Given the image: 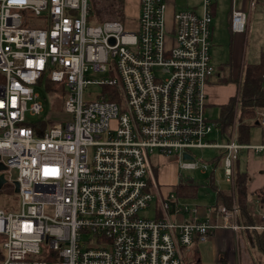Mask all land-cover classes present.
Listing matches in <instances>:
<instances>
[{
	"label": "built area",
	"instance_id": "2783aa9c",
	"mask_svg": "<svg viewBox=\"0 0 264 264\" xmlns=\"http://www.w3.org/2000/svg\"><path fill=\"white\" fill-rule=\"evenodd\" d=\"M122 1L121 20L89 24L88 0H0V190L17 183L19 198L0 197V264H192L195 241L245 228L234 223L235 162L264 155V143L239 141L237 87L227 130L221 114L205 115L207 87L225 82L209 54L212 0L179 11L176 0H135L133 28ZM256 3L232 7L233 33ZM42 75L67 93L61 122L31 120ZM249 120L264 129V112ZM203 149L221 152L232 186V206L217 207L222 226L178 220L196 208L162 194L154 172L164 158L210 174L216 161L192 154Z\"/></svg>",
	"mask_w": 264,
	"mask_h": 264
},
{
	"label": "rangeland",
	"instance_id": "374dc122",
	"mask_svg": "<svg viewBox=\"0 0 264 264\" xmlns=\"http://www.w3.org/2000/svg\"><path fill=\"white\" fill-rule=\"evenodd\" d=\"M127 1L129 4L126 11L128 16L126 27L133 28L132 25L138 15V11L134 6L135 0ZM212 2L214 4V16L211 24V47L209 54L214 72L218 73L220 78H227L229 81L219 86L221 88L220 93L226 95L233 91L234 83H232V79L235 77L238 78L240 75L239 83H242L246 68L249 65L257 64L260 60L261 53L264 52V3L262 0H257L255 7L248 16L244 34L238 35L232 33L229 29L230 10L231 7L241 9V0H233V2L232 0H212ZM88 3L90 7L89 24H95L102 22L103 19L113 18L107 13V3L105 0H88ZM175 6H177L176 11L181 10V7L188 10H199L201 0H176ZM102 13L104 18H101ZM261 85L262 87L264 86L263 81ZM35 91L38 93V100L42 105V112L40 116L32 118V122L42 120L44 117H48L52 121L61 122V118L64 116L63 105L67 97L64 88L62 86L55 88L54 84L52 88L46 91H43L41 88H35ZM219 105L221 104H214L207 107L205 115L208 119H218L220 114ZM262 112H264V106L256 105L255 113ZM243 122L247 125L252 124L249 119H244ZM217 136L213 133L210 138L220 143L222 139L219 134ZM247 143L250 145L264 143V129L254 125L249 127ZM192 154L197 160L204 163H214L216 161L214 171L210 174H201L198 170H183L177 166L178 178L182 183H192L197 186L196 199H191L194 201V204L200 206L214 205L216 195L219 192L228 195L232 189L230 182L226 179L221 160L219 159L221 152L217 149H203L194 150ZM214 158L217 159L215 160ZM151 162H155V157L151 158ZM171 162L179 165L174 160ZM234 169H236L234 170L233 178L234 186L237 187L240 181L244 186V203L242 204V208L237 203V188L235 189L236 197L234 203L237 208L239 207L237 212L238 225L242 223V220H248L257 225V227L264 226V155L255 156L250 151H241L235 162ZM12 174L14 176L15 172ZM209 175H212L211 185H209L208 181ZM258 191L261 192V196L258 195ZM0 197L15 202L19 200L11 184L5 185L0 190ZM178 199V204H181V206H191L189 204L191 202L180 198ZM147 213L151 214L150 211ZM244 230L246 229H239L233 240V251L234 254L236 253L237 261L239 264H264V250L261 251L258 247L252 246L249 240L244 237L246 234ZM190 252L192 254V249ZM201 254H203L205 261H210L209 250L201 247Z\"/></svg>",
	"mask_w": 264,
	"mask_h": 264
},
{
	"label": "trees",
	"instance_id": "16d2710c",
	"mask_svg": "<svg viewBox=\"0 0 264 264\" xmlns=\"http://www.w3.org/2000/svg\"><path fill=\"white\" fill-rule=\"evenodd\" d=\"M107 13L117 20H121L124 6L122 0H105ZM264 73V52L261 53L260 60L257 64L249 65L244 73L242 83L238 82V78L235 77L232 79V83L237 87V93L241 101V113H240V123L239 126V141L247 143L248 142V133L249 127L253 126L252 124L247 125L243 122L244 119H252L255 116V106L263 105L264 106V86L262 87L261 76ZM228 81V80H227ZM229 82V81H228ZM38 85L42 87L43 91H46L54 86V84L49 80L45 75H42L38 81ZM233 106V98L231 97L226 104L219 106V113L221 114V119L223 120V128L227 130L228 121L231 118ZM155 174H157V168L154 169ZM209 185L212 182V175H209L208 178ZM173 193L177 198L183 200H191L196 197L197 186L192 183H182L179 182L173 187ZM258 195L261 196V192L258 191ZM218 205L223 204L226 208H229L232 203L231 193L225 195L219 192L217 195ZM237 203H244V187L239 182L237 186ZM243 226L245 227L244 237L249 240V243L252 246L258 247L261 251L264 250V230H254L247 228L249 226H257L252 224L248 220H244ZM194 258V256H193ZM217 264H228L223 260L222 257L218 258Z\"/></svg>",
	"mask_w": 264,
	"mask_h": 264
},
{
	"label": "crops",
	"instance_id": "0c3cea01",
	"mask_svg": "<svg viewBox=\"0 0 264 264\" xmlns=\"http://www.w3.org/2000/svg\"><path fill=\"white\" fill-rule=\"evenodd\" d=\"M231 10H232V7H231ZM231 10H230V15H231ZM213 16H214V4H213ZM229 29H230V23H229ZM234 34H238V33H234ZM210 40H211V26H210ZM227 80L228 79L226 78L224 80L225 81L224 83L228 82ZM224 83L216 84L214 82V83H211L207 87L208 106H211L214 104H221V105L226 104L228 100L233 96L235 92V87H236L235 84L233 86L234 87L233 91L230 94L227 93L226 95H222V93H220L221 88L219 86H221V84H224ZM171 161L172 160L160 158L158 162L159 167L157 169L158 171L157 172V182H158L159 191L162 194L172 191L173 187L179 182L178 167H177L178 165L173 164V162ZM233 178H234V174H233ZM236 188L237 187H235V189ZM235 192L236 190L234 191V196H235ZM187 201L191 202L189 204L196 208V213L194 214L188 213V214H185L184 216H178V220L183 219L184 221H191V220L209 221L210 223L216 226L223 225L221 214L217 211V207H218L217 197H216L214 205H208V206L196 205L194 204L193 200H187ZM243 221L244 220H242V222ZM232 223H233V220H232ZM234 223L237 226H243V223L238 225L237 215H236V220L234 221ZM236 232L231 229H224V228H218V229L211 231L208 238L205 241H195L194 246L192 248V254L188 255L187 257L188 262H191L192 264H217L218 258L222 257L223 260L227 262L228 264H233L234 262V251H233L234 241L233 240H234V237L236 236ZM201 247L203 249L206 248L207 250H209L210 252L209 262L203 259V254H201Z\"/></svg>",
	"mask_w": 264,
	"mask_h": 264
},
{
	"label": "water",
	"instance_id": "95a60500",
	"mask_svg": "<svg viewBox=\"0 0 264 264\" xmlns=\"http://www.w3.org/2000/svg\"><path fill=\"white\" fill-rule=\"evenodd\" d=\"M255 125H257V122L255 123ZM183 158H184V159H190V156H188V155H184ZM0 169H1V165H0ZM3 182H4L3 177L0 176V187H1V185L3 184ZM14 192H15V193L18 192V185H17V183L14 184Z\"/></svg>",
	"mask_w": 264,
	"mask_h": 264
}]
</instances>
